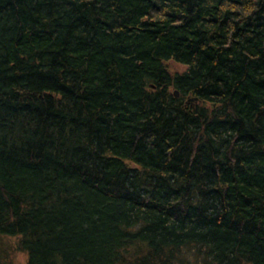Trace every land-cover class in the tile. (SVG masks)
I'll use <instances>...</instances> for the list:
<instances>
[{
	"label": "trees",
	"instance_id": "1",
	"mask_svg": "<svg viewBox=\"0 0 264 264\" xmlns=\"http://www.w3.org/2000/svg\"><path fill=\"white\" fill-rule=\"evenodd\" d=\"M16 252L264 264V0H0V264Z\"/></svg>",
	"mask_w": 264,
	"mask_h": 264
},
{
	"label": "rangeland",
	"instance_id": "2",
	"mask_svg": "<svg viewBox=\"0 0 264 264\" xmlns=\"http://www.w3.org/2000/svg\"><path fill=\"white\" fill-rule=\"evenodd\" d=\"M172 68L177 71H182L184 69L182 66L176 64L172 65ZM12 260L14 264H26V255L22 252L12 253Z\"/></svg>",
	"mask_w": 264,
	"mask_h": 264
},
{
	"label": "water",
	"instance_id": "3",
	"mask_svg": "<svg viewBox=\"0 0 264 264\" xmlns=\"http://www.w3.org/2000/svg\"><path fill=\"white\" fill-rule=\"evenodd\" d=\"M174 96L178 97V92L177 91L174 92Z\"/></svg>",
	"mask_w": 264,
	"mask_h": 264
}]
</instances>
